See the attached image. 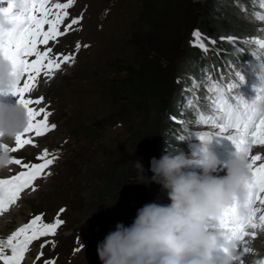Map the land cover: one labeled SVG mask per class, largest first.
Wrapping results in <instances>:
<instances>
[{
    "label": "rangeland",
    "instance_id": "1",
    "mask_svg": "<svg viewBox=\"0 0 264 264\" xmlns=\"http://www.w3.org/2000/svg\"><path fill=\"white\" fill-rule=\"evenodd\" d=\"M145 1L147 0H74L73 5L66 9L69 15L61 25V30L73 18L82 15V20L66 35L49 42L53 55L71 53L76 57L73 64L62 65L51 78L42 74L34 92L28 94L32 98L41 95L45 97V104L52 112L50 123L55 124L56 128L43 137L35 138V147L25 146L12 153V156L22 162L32 163L36 162L44 149H48L57 159L46 170L51 175L38 177L34 181L36 190H26L17 204L10 208L15 216L0 233V238L6 239L35 215L43 214L44 222H54L59 213L65 223L58 228L55 237H41L39 241L33 242L22 264H43L44 259L54 260L55 264H101L97 244L110 231L115 230L117 223L129 226L137 210L147 203L167 205L161 201V196L168 197V192L160 184L140 182L144 181V177L151 181L154 175L151 170L152 159L168 154L165 149L169 147L168 137L175 133L185 137L192 144L193 151L188 154L192 157L199 155L202 145L197 134L215 131L208 125L199 124L198 116L189 114L185 107L186 99L192 97L206 108V115L211 114L209 95L198 89L199 81L187 57L195 42L192 35L194 31H199L202 34L201 40L209 43L211 40H224L219 31L204 28L201 24L187 29L184 22L188 16L197 17L199 21L201 9H209L210 5L225 11L234 0H192L195 1L194 4L183 6L182 9L177 7L170 24H164L161 27L164 30L159 33L149 30L143 7ZM261 1H256L253 11L238 14L239 18L257 25L252 33L256 37L249 40L246 37V41H237L236 38L234 44L225 39L229 46H237V49L243 48L245 51L246 45L243 43L264 39V21L257 18L258 14L264 15ZM56 3H67V0H49L47 6L51 7ZM157 42L166 50L169 48L172 53L175 52L172 58L157 63L160 65L157 66L158 69H164L166 80H172L174 88L172 87L169 95V102L177 108V113L167 112L173 109L169 107L161 115V128L152 130L150 115L141 108L142 104L126 103L123 95L125 88L121 80L130 76L124 69L126 65L139 66L138 54H143L150 43L153 45ZM77 43L81 45L78 52ZM39 47L41 50L45 48L43 45ZM248 50L249 54L246 53L244 59L247 62L242 69L245 76L242 87L244 90L251 87V94H254V84H259L261 60L253 56L251 58L253 49L248 47ZM234 52V57H238L239 53L236 50ZM259 57H264V52L261 51ZM185 62L188 63L187 66ZM229 70L230 73L231 67ZM8 96L11 98L8 102L16 103L15 97ZM154 101L150 99V102ZM128 115H131L132 127L139 132L138 139L134 142L127 141L128 128L119 121ZM106 120L115 121L105 124ZM167 120L176 122L174 128L164 126ZM210 145L214 153L217 151L215 154L221 161L219 171L214 175L223 177L226 172L223 162L230 158L231 151L227 152L216 142L210 141ZM10 146H14V142ZM119 151L125 152L129 158L125 173L127 180H121L115 198L100 197L98 191L103 187L104 172ZM137 162L143 166L144 177L139 166L135 165ZM7 170L6 173H0V179L8 178L22 169L18 165H10ZM191 170L199 171L198 168ZM61 208L65 209L63 213L59 212ZM6 214L0 216V219ZM46 240H54L55 247L48 243L41 248L40 244ZM77 248L81 250L77 252ZM7 251L10 255V250ZM41 252L43 256L38 261L35 258ZM261 257L260 259H264V253Z\"/></svg>",
    "mask_w": 264,
    "mask_h": 264
},
{
    "label": "snow or ice",
    "instance_id": "2",
    "mask_svg": "<svg viewBox=\"0 0 264 264\" xmlns=\"http://www.w3.org/2000/svg\"><path fill=\"white\" fill-rule=\"evenodd\" d=\"M6 3L7 6H3ZM49 0H24L22 10H15L13 0H0V14H7L8 20L13 24L11 31H0V55L10 64L12 74L17 76L12 90L8 93L16 98V103L21 104L28 115V125L24 132L17 135L14 146L0 143V149L7 148L11 153L24 149L25 146H36L35 138L43 137L56 128L50 123L52 112L45 104V97L32 98L37 87L38 78L43 76L51 78L55 71L61 69L62 65H70L75 62L74 54H55L53 48L48 46L50 41H56L58 37L64 36L82 20L73 18L67 26L61 30L65 23L74 0L67 3H56L48 7ZM264 7V2H262ZM55 9V11H53ZM258 19L264 21V15L258 14ZM47 25V30L45 26ZM196 46L208 48L201 40L199 31L192 33ZM230 43L236 42L235 37H222ZM215 44V40L210 41ZM259 49L264 52V39L253 41ZM40 45L45 46L41 50ZM88 47V45H84ZM81 48L76 44V51ZM240 52H245L243 48ZM251 55L261 60L264 67V57ZM235 79L224 83L225 77L209 76L211 83L207 87L211 108V114L200 112L198 123L208 125L215 131L200 132L197 134L201 142H210L213 137H225L230 140L237 152L244 153L248 158V168L251 179L249 182L248 213L239 217L234 212V206L226 210L218 225L235 242L237 255L232 257L233 264H245L244 257L253 253L250 241L256 240L264 234V112L257 109V104L264 102V85L255 88L256 95L251 100L245 99L238 91L245 83V76L241 71L233 69ZM259 80L264 81V72L258 73ZM193 102L189 101L191 105ZM175 119V117H173ZM181 140L185 137L181 136ZM255 149V151H254ZM57 156L50 153L48 149L36 158V162H22L21 159L12 156L10 165H18L20 169L16 174L8 178L0 179V216L10 211L21 198L26 190L35 191L34 181L42 175H51L46 170L54 164ZM65 209L61 208L60 213ZM65 223L59 213L54 222H44L43 214L35 215L29 222L18 227L10 235L0 238V264H22L30 245L39 241L41 237H55L57 230ZM50 243L55 247V241H45L40 247ZM10 250V255L8 251ZM81 249L77 248L79 252ZM227 251V250H225ZM43 252L35 259L41 260ZM43 264H55L54 260L44 259ZM256 264H264V259L256 260Z\"/></svg>",
    "mask_w": 264,
    "mask_h": 264
},
{
    "label": "clouds",
    "instance_id": "3",
    "mask_svg": "<svg viewBox=\"0 0 264 264\" xmlns=\"http://www.w3.org/2000/svg\"><path fill=\"white\" fill-rule=\"evenodd\" d=\"M13 2L15 10L23 9L24 0ZM12 28L7 14H0V31ZM16 79L9 62L0 55V97H8ZM262 85L264 81L259 80ZM256 107L264 112V102ZM27 125L28 115L21 104L0 99V143L10 146ZM11 158L7 148L0 149V171L9 168ZM220 164L210 142H202L198 156L189 157L180 150L153 158L151 181L137 162L144 177L140 183L160 184L167 190L170 203H147L137 210L129 226L117 223L115 230L97 244L101 264H214L218 241L227 250L226 264H232V257L237 255L235 242L224 230L212 226L219 224L230 206L237 216L247 215L251 175L248 158L242 152L234 151L223 162V177L214 175Z\"/></svg>",
    "mask_w": 264,
    "mask_h": 264
},
{
    "label": "trees",
    "instance_id": "4",
    "mask_svg": "<svg viewBox=\"0 0 264 264\" xmlns=\"http://www.w3.org/2000/svg\"><path fill=\"white\" fill-rule=\"evenodd\" d=\"M258 0H234L233 4L228 6V9L224 11L219 10L215 6L210 5L211 8H203L200 15L199 21L197 17L188 16L187 20L184 22L185 28H193L198 24H201L204 28L213 29L214 31H219L221 37H235L238 38L237 41H246L248 38H255L256 35L252 34L255 31L257 25L247 22L245 18H239V13H246L253 11L252 7L256 4ZM261 1V0H260ZM263 2V1H261ZM195 1L192 0H147L144 2V12L146 13L147 23L149 30L152 33H159L162 26L172 20V15L175 14V10L178 7L182 9L183 6H189L194 4ZM191 26V27H190ZM150 33V34H152ZM158 36V35H157ZM161 36V35H159ZM247 37V38H246ZM175 38V37H174ZM173 38V39H174ZM224 41H216L215 44L206 42L202 40L208 51L205 52L204 49L196 46L195 42L188 51V57L191 68L194 70L198 83V89L206 91L208 85L211 83L208 77L211 76V72L217 74V76H223L225 69L224 65H228L229 68L235 69L240 67V62L244 60L245 53H248V47H254V43H243L246 45L244 48L245 52H240L235 46H229ZM180 46V45H179ZM241 46V45H238ZM181 47V46H180ZM243 47V46H241ZM182 49V48H181ZM239 53L238 57L235 56V51ZM197 51V52H196ZM171 53V54H166ZM175 52H171L168 48L167 50L164 46L157 43L153 45H148L147 50L143 51V54H138L137 61L139 66H134L133 64L126 65L124 68L129 77L122 79L121 83L124 86V98L126 103L132 104H142L141 108L149 113L151 118L152 130H158L161 128V115L165 111L177 113V108L173 106V103L169 102V95L172 92L173 83L172 80H166V74L163 68H159V62H164L163 60H168L172 58ZM249 54V53H248ZM242 58V60H241ZM189 63V61H187ZM187 62L185 65L187 66ZM159 65V66H157ZM185 66L183 65L182 68ZM225 74V73H224ZM172 83V84H171ZM179 86V85H178ZM179 88V87H178ZM117 90H115L116 92ZM154 99V102H150V99ZM189 101H192L194 105H190ZM142 102V103H141ZM185 107L189 114H194L196 117L201 112L202 107L197 104L195 98H187L185 101ZM131 115L124 116L120 118L119 121L124 123L128 128V133L126 139L129 142H134L138 138V129L133 128L131 125ZM113 121H105V124L112 123ZM176 122L173 120H167L164 126L174 128ZM178 133L171 134L168 137L169 147H165L166 151L172 153L182 150L186 155L192 152V144H189L186 140L180 139ZM128 156L123 151L116 153L108 169L104 172L103 187L99 189L98 193L100 197L115 198L117 196V189L120 187L121 180L125 179V173L128 170ZM161 196V201L163 203H170L168 197Z\"/></svg>",
    "mask_w": 264,
    "mask_h": 264
},
{
    "label": "bare ground",
    "instance_id": "5",
    "mask_svg": "<svg viewBox=\"0 0 264 264\" xmlns=\"http://www.w3.org/2000/svg\"><path fill=\"white\" fill-rule=\"evenodd\" d=\"M254 151H255V149H254ZM262 154H264V153H262ZM6 171H8V170L6 169L4 171H0V173H6ZM14 216H15V213L11 209L9 214H6L2 219H0V233H2L6 229V225H8V223H10L13 220ZM17 219H19V216L17 217ZM263 240H264V234H262L256 240L250 241L249 246L252 247L254 251L252 254L244 257L245 264H256V260L263 257V256L261 257L262 253H264V241ZM232 264H233V262H232Z\"/></svg>",
    "mask_w": 264,
    "mask_h": 264
}]
</instances>
